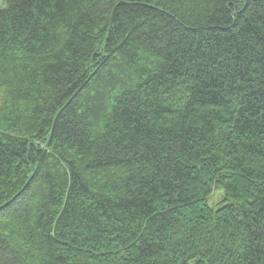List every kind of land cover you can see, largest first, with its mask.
Instances as JSON below:
<instances>
[{"label":"trees","instance_id":"obj_1","mask_svg":"<svg viewBox=\"0 0 264 264\" xmlns=\"http://www.w3.org/2000/svg\"><path fill=\"white\" fill-rule=\"evenodd\" d=\"M0 90V264H264V0H7Z\"/></svg>","mask_w":264,"mask_h":264},{"label":"rangeland","instance_id":"obj_2","mask_svg":"<svg viewBox=\"0 0 264 264\" xmlns=\"http://www.w3.org/2000/svg\"><path fill=\"white\" fill-rule=\"evenodd\" d=\"M7 5V0H0V9L5 7ZM1 97H2V92L0 90V100H1ZM224 190L221 188H215L211 197H210V205L214 208H217L219 205L218 203L221 201V199L223 198L224 196Z\"/></svg>","mask_w":264,"mask_h":264}]
</instances>
